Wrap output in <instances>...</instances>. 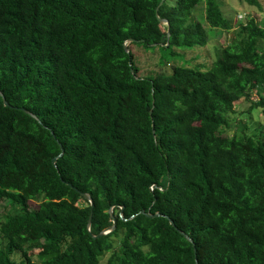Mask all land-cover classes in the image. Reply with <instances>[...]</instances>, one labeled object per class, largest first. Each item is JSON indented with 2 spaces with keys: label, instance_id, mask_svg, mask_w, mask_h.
I'll return each instance as SVG.
<instances>
[{
  "label": "trees",
  "instance_id": "obj_1",
  "mask_svg": "<svg viewBox=\"0 0 264 264\" xmlns=\"http://www.w3.org/2000/svg\"><path fill=\"white\" fill-rule=\"evenodd\" d=\"M215 31L210 66L138 76L131 46L170 67ZM253 90L239 115L264 116V22L219 0H0V264H264V126L231 123Z\"/></svg>",
  "mask_w": 264,
  "mask_h": 264
},
{
  "label": "rangeland",
  "instance_id": "obj_2",
  "mask_svg": "<svg viewBox=\"0 0 264 264\" xmlns=\"http://www.w3.org/2000/svg\"><path fill=\"white\" fill-rule=\"evenodd\" d=\"M254 3H250L248 0H219L220 8L223 13L224 18L231 21L232 29L236 30L240 24H245L249 20H255L256 22H264V0H253ZM256 1V3H255ZM197 13L201 14V8H198ZM208 36L212 34V30L207 29ZM230 35L223 32H216L208 40L204 47H199L195 49L194 52L185 53V56L178 61V59L171 58L168 54L161 56L169 63L170 67H160L158 60L160 54L158 52H153L152 49H147L144 46L133 45L131 50L135 55V64L139 69L138 76L140 77H155L160 73L171 71V66H179L180 64L188 65H199L203 64L205 66H210L220 54V50L227 45ZM188 67V66H186ZM163 68V70L161 69ZM190 68H195L191 66ZM257 100V94L253 90L248 98L239 100L235 105V116H232L231 123L247 122L249 129L257 128L258 130H263L264 126V116L257 110H251L249 115L241 114L245 113L250 107L251 102ZM250 120V121H249ZM236 123L234 125H236ZM260 125V127H259ZM235 130H230L228 136H232ZM32 207H35L36 203H30ZM13 211L8 204H0V220L7 214H12ZM30 255H34L38 249L28 248ZM17 262H20L19 256L14 257ZM106 258L101 262H105Z\"/></svg>",
  "mask_w": 264,
  "mask_h": 264
},
{
  "label": "water",
  "instance_id": "obj_3",
  "mask_svg": "<svg viewBox=\"0 0 264 264\" xmlns=\"http://www.w3.org/2000/svg\"><path fill=\"white\" fill-rule=\"evenodd\" d=\"M157 11H158V8L156 9V16H157ZM159 23L162 24V25H166V24H167V21H166V20H163V19H159ZM167 36H169L168 33H167ZM131 42H132V40H127V41L124 43V45H126V43H131ZM125 51H126V52H129L126 46H125ZM131 73L134 75L133 70H131ZM0 97L2 98V101H3L4 106H5V107H9V104L7 103V101L5 100V98H4V96L2 95L1 92H0ZM20 110H21L22 112H24L25 114L31 116L33 119H36L35 115H33L32 113H30L29 111H27V110H25V109H22V108H20ZM62 154H63V150H61V153H60V155H59L58 157H60ZM58 157L53 158V160H52V164H53V166H56V160H57ZM81 195H82V197H83L86 201H88V202L90 203L91 208H93V202H92V199H91L90 195L87 194V193H81ZM121 209H122V208H121ZM109 214H110V217H111V219H112L113 226H111L110 228H108V229L102 231V232H101L99 235H97V236H94L93 234L90 233L92 237H94V238H98V237H101V236H103V235H106V234L110 233L112 230H114V228H115V227H114L115 219H114V217H113V215H112V209L109 210ZM140 214H145V216H146L147 218H155V217H161V216H162V215L159 214V213L151 214L149 211L146 212V213H145L144 211H140ZM133 217H134V216H132L131 218H133ZM165 218L169 221V224H170L172 227H175V226H174V223L172 222L171 219H169L168 217H165ZM90 224H91V216L89 217V220H88V223H87V229H88L89 232H90ZM175 229H176V228H175ZM176 231H177L180 235H182V236H183L188 242H190V243L193 245V242H192V240L188 237V235H186L185 233H183L182 231H180V230H178V229H176ZM195 262H196V264H197V261H195Z\"/></svg>",
  "mask_w": 264,
  "mask_h": 264
}]
</instances>
